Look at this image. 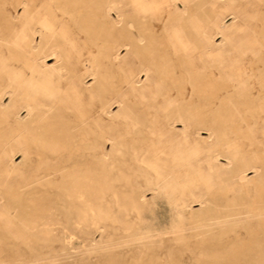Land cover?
<instances>
[{
  "label": "bare ground",
  "instance_id": "6f19581e",
  "mask_svg": "<svg viewBox=\"0 0 264 264\" xmlns=\"http://www.w3.org/2000/svg\"><path fill=\"white\" fill-rule=\"evenodd\" d=\"M226 14L237 20L234 29L240 33L222 30ZM216 35H221L219 42ZM122 49L126 53L120 56ZM115 74L120 75L118 84ZM39 77L45 84L37 82ZM156 121H165L168 128L157 134ZM129 124L141 135L140 128L147 127L150 135H142L147 142L127 143L118 135ZM200 126L208 132L202 142L209 166L229 172L217 178L216 192L223 194L224 203H215L216 214L225 213L220 217L228 224L227 213H256L254 229L245 226L247 242L263 246L264 0H0V160L10 157L12 163L20 153L25 161L35 150L62 157L73 149L98 154L97 166L66 172L63 185L68 187L57 189L80 218L86 213L103 216L107 191L118 210L140 214L148 204L145 194L134 190L124 196L104 187L107 163L115 161L112 152L130 150L164 179L168 165L160 167L161 159L152 153L159 150L168 163L173 142L190 137ZM156 135L164 142L161 149ZM118 164L112 166L117 169L113 176L127 180ZM249 170L254 175L247 179ZM235 178L252 183V200L230 198L229 182ZM31 195L20 198L19 213H49L53 208L46 198ZM236 227L220 228L219 237L233 233L240 242Z\"/></svg>",
  "mask_w": 264,
  "mask_h": 264
},
{
  "label": "rangeland",
  "instance_id": "374dc122",
  "mask_svg": "<svg viewBox=\"0 0 264 264\" xmlns=\"http://www.w3.org/2000/svg\"><path fill=\"white\" fill-rule=\"evenodd\" d=\"M112 15L116 17L114 13ZM228 16L227 14L223 16L220 24L222 30L228 33H240V29L237 31L234 29L237 20L233 21L232 17ZM220 40L221 35H216L215 41ZM125 53V49H122L120 56ZM70 59L74 62L75 58L70 57ZM26 71L30 73L28 69H25ZM133 73L135 74V71ZM119 78L120 75L115 74L117 84ZM42 80L43 78L39 77L37 82H41V85L45 84ZM48 99V97H40L43 102H47ZM159 108L162 110L164 105H159ZM114 109L116 110L117 106H114ZM25 114V111L21 112L22 116ZM176 124H179V128L182 127L180 122ZM167 128L165 121L155 122L157 134L161 129L164 131ZM138 130L136 126L129 124L123 127L118 135H121L127 143L147 142L142 135L149 136L150 130L147 127L140 128L142 135L138 134ZM207 135L208 132L204 126H200L197 131L191 132L190 137L183 136L176 139L168 148L171 157L168 163L165 162L164 154L159 150L157 153H152L161 159L158 161L160 167L168 165L169 175L164 179L154 173L148 164L139 158V155L136 156L130 150H125L123 154L112 152L111 161L114 159L118 161L114 163L121 165L118 164V168L123 174L126 173L127 180H124L125 177L122 180L123 177H121L118 181L113 176L117 171L112 169L114 163L110 165L108 162L106 168L110 173L107 180L105 179L104 187L106 185L109 190L113 189L120 195L128 193L124 196L134 193V190H136L135 194L138 192L145 194L148 204L140 214L136 211L125 213L118 210L113 193L107 191L104 194L105 202L102 201L103 209L106 208L103 216L102 213H86V218H80L78 213L69 208L72 203L66 199V196L57 192V189L68 187L63 185L62 176L66 172L97 166L94 160L99 155L96 153L89 155L73 149L65 150L62 157L61 153L49 154L42 150H35L25 161H21L20 153L13 155L12 163L9 160L10 157L0 160V264H243V262L244 264L249 262V264H263L264 245L255 246L251 242L249 244L247 242L249 234L245 231L246 227L247 230L251 227L254 229L258 220L256 213H227L230 218H228V224L223 223L224 219L220 217L225 213L216 214L214 205L223 196L216 192L217 178L229 172L226 169H217L215 162H211L214 166H209L210 160L206 146L202 142V138ZM154 140L158 148L161 149L164 146L159 135L154 136ZM241 140L246 142L245 139ZM224 148L227 149V146ZM110 149L111 146L108 144L107 151ZM70 156L73 157L72 161L68 159ZM220 161L222 162V159ZM245 174L246 176L254 175L250 170ZM45 175L49 176L43 177ZM248 176L247 179L252 177ZM128 177L131 178L128 179ZM111 179L115 181L112 182ZM247 179L235 178L231 183L229 182L230 198L233 195H240L245 201V198L253 199V185ZM129 180L131 183L128 182ZM114 182L117 183L114 184ZM131 184L133 186H130ZM189 191L193 193L192 197ZM31 194L46 198L48 206L53 207L50 212L29 213L30 210H26L24 213H19L16 206L20 198H29ZM106 201L109 202L111 209L107 207ZM222 203H224L223 200ZM110 213L115 216L109 215ZM234 224L238 227L236 231L240 233L238 237L240 242L236 241L233 233L219 237L218 233L222 227L227 229L228 225ZM249 224L250 226H247ZM213 233L216 234L215 237ZM250 235L251 238L253 235L255 238L262 236L261 234L260 236ZM220 238L226 241L223 242Z\"/></svg>",
  "mask_w": 264,
  "mask_h": 264
}]
</instances>
